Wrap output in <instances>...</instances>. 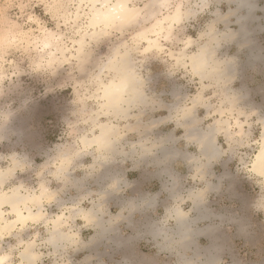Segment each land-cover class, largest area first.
Masks as SVG:
<instances>
[{
	"label": "clouds",
	"instance_id": "clouds-1",
	"mask_svg": "<svg viewBox=\"0 0 264 264\" xmlns=\"http://www.w3.org/2000/svg\"><path fill=\"white\" fill-rule=\"evenodd\" d=\"M0 264H264V0H0Z\"/></svg>",
	"mask_w": 264,
	"mask_h": 264
},
{
	"label": "crops",
	"instance_id": "crops-1",
	"mask_svg": "<svg viewBox=\"0 0 264 264\" xmlns=\"http://www.w3.org/2000/svg\"><path fill=\"white\" fill-rule=\"evenodd\" d=\"M225 203H227V197H225Z\"/></svg>",
	"mask_w": 264,
	"mask_h": 264
}]
</instances>
